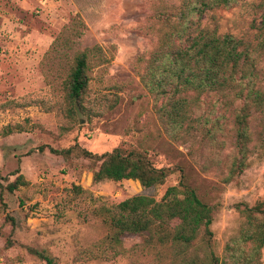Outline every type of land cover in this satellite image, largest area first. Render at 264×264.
I'll list each match as a JSON object with an SVG mask.
<instances>
[{
    "label": "rangeland",
    "instance_id": "rangeland-1",
    "mask_svg": "<svg viewBox=\"0 0 264 264\" xmlns=\"http://www.w3.org/2000/svg\"><path fill=\"white\" fill-rule=\"evenodd\" d=\"M149 1L0 0V264H45L27 248L47 251L55 264H165L167 250L143 246L137 234H122L113 255L100 242L106 228L93 210L135 194L158 199L180 173L214 208L210 230L217 256L241 221L234 204L264 201V131L256 114L249 119L244 168L229 183L223 178L233 153L235 102L220 109L224 119L214 142L197 133L175 140L164 133L133 68L134 58L150 46L142 30ZM257 3L239 0L213 14L218 32L254 48L260 73L264 40ZM92 45L104 60L91 57L81 107L68 106L62 80L73 55ZM211 108L208 103L194 115ZM73 144L96 154L117 146L136 149L170 173L159 187L143 188L132 179L92 183L90 159L49 150ZM17 174L25 183L7 191Z\"/></svg>",
    "mask_w": 264,
    "mask_h": 264
},
{
    "label": "trees",
    "instance_id": "trees-1",
    "mask_svg": "<svg viewBox=\"0 0 264 264\" xmlns=\"http://www.w3.org/2000/svg\"><path fill=\"white\" fill-rule=\"evenodd\" d=\"M238 1H149L142 30L150 38V46L133 63L139 83L151 99L152 112L172 140L197 133L201 140L214 142L224 119L220 109L236 103L230 109L233 153L223 178L225 183L236 180L244 168L252 114H256L264 131V70H256L254 48L247 41L218 32L213 14L216 9L233 7ZM257 8L264 40V0H258ZM91 57L98 62L104 60L99 46L84 47L72 57L62 80L63 98L68 106L75 102L81 107ZM208 103L212 108L206 114L194 115L196 109ZM49 150L62 156L75 153L90 159L94 163L90 170L92 183L132 179L143 188L159 187L170 173L166 167L152 165L136 149L117 146L96 154L73 144ZM178 176L177 182L167 186L158 199L135 194L113 205L94 208V214L106 228L100 242L114 255L122 234H137L142 237L143 246L167 250L165 264H264V201L234 204L241 221L217 256L212 250L210 230L214 208L198 197L181 173ZM24 183L22 175L17 174L4 188L11 192ZM27 250L45 264H55L47 251Z\"/></svg>",
    "mask_w": 264,
    "mask_h": 264
},
{
    "label": "water",
    "instance_id": "water-1",
    "mask_svg": "<svg viewBox=\"0 0 264 264\" xmlns=\"http://www.w3.org/2000/svg\"><path fill=\"white\" fill-rule=\"evenodd\" d=\"M79 122H81V120H79Z\"/></svg>",
    "mask_w": 264,
    "mask_h": 264
}]
</instances>
